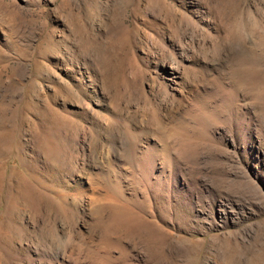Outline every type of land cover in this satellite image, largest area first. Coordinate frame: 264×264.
I'll list each match as a JSON object with an SVG mask.
<instances>
[{"label": "rangeland", "instance_id": "obj_1", "mask_svg": "<svg viewBox=\"0 0 264 264\" xmlns=\"http://www.w3.org/2000/svg\"><path fill=\"white\" fill-rule=\"evenodd\" d=\"M0 264H264V0H0Z\"/></svg>", "mask_w": 264, "mask_h": 264}]
</instances>
